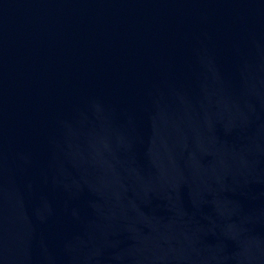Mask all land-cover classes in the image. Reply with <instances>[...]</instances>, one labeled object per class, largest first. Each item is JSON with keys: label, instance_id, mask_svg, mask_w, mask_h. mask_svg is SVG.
<instances>
[{"label": "water", "instance_id": "water-1", "mask_svg": "<svg viewBox=\"0 0 264 264\" xmlns=\"http://www.w3.org/2000/svg\"><path fill=\"white\" fill-rule=\"evenodd\" d=\"M0 264H264V0H0Z\"/></svg>", "mask_w": 264, "mask_h": 264}]
</instances>
